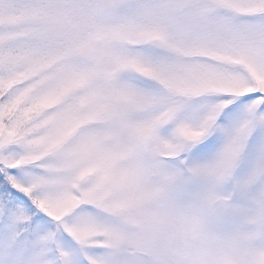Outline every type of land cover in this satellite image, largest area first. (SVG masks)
<instances>
[{
	"label": "snow or ice",
	"instance_id": "obj_1",
	"mask_svg": "<svg viewBox=\"0 0 264 264\" xmlns=\"http://www.w3.org/2000/svg\"><path fill=\"white\" fill-rule=\"evenodd\" d=\"M0 264H264V0H0Z\"/></svg>",
	"mask_w": 264,
	"mask_h": 264
}]
</instances>
